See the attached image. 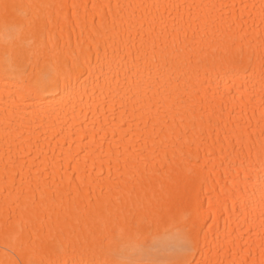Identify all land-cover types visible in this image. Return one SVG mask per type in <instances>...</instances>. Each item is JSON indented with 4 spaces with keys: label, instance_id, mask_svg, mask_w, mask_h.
Wrapping results in <instances>:
<instances>
[{
    "label": "bare ground",
    "instance_id": "obj_1",
    "mask_svg": "<svg viewBox=\"0 0 264 264\" xmlns=\"http://www.w3.org/2000/svg\"><path fill=\"white\" fill-rule=\"evenodd\" d=\"M262 189L264 0H0V264H264Z\"/></svg>",
    "mask_w": 264,
    "mask_h": 264
},
{
    "label": "snow or ice",
    "instance_id": "obj_2",
    "mask_svg": "<svg viewBox=\"0 0 264 264\" xmlns=\"http://www.w3.org/2000/svg\"><path fill=\"white\" fill-rule=\"evenodd\" d=\"M5 7L7 8L8 5H5ZM45 77H41L40 79H37L34 83L29 85V89L31 92H35L36 94H38L41 90L42 87V83L44 81ZM262 191H264V189H262ZM192 207L193 210H195V202L192 201ZM198 245V239L195 233V229L192 230L191 232V236H190V246L188 248V252L189 254H191L192 250L195 249ZM173 264H195V261H178V262H173Z\"/></svg>",
    "mask_w": 264,
    "mask_h": 264
}]
</instances>
